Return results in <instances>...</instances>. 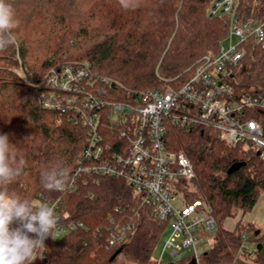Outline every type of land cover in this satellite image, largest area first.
<instances>
[{"label":"trees","instance_id":"1","mask_svg":"<svg viewBox=\"0 0 264 264\" xmlns=\"http://www.w3.org/2000/svg\"><path fill=\"white\" fill-rule=\"evenodd\" d=\"M6 2L20 20L15 29L20 43L18 48L0 52V62L18 65L20 56L39 83L53 65L88 60L95 72L120 83L121 92L174 87L190 77L188 69L197 59L217 50L228 31L226 17L208 15L210 0H138V7L128 10L119 0ZM239 11L264 19V0H241ZM230 81L237 94L264 95V42L250 41ZM44 90V86H30L14 70L0 66V134H8L9 142L26 162L9 191L36 205L62 197V220H81L86 227L61 238L48 237L33 264H115L120 256L132 264H153L167 222L141 206L123 179L103 177L99 183L91 181L64 192L42 187L41 171L57 161L64 162L72 176L86 140L85 129L59 122L57 111L43 107ZM247 111L264 126L263 109ZM166 136L169 149L185 151L195 167L198 192L189 193L190 200L208 199L218 224L201 263L232 264L240 255L242 264H264V230L242 220L233 229L224 224L238 210L243 214L252 211L264 192L260 152L241 144L229 145L208 129L169 124ZM235 162L245 165L228 173ZM116 208L122 213H116ZM111 213L120 222L135 223L130 240L113 260L119 246L109 245ZM244 232H250L253 253L241 252Z\"/></svg>","mask_w":264,"mask_h":264},{"label":"built area","instance_id":"2","mask_svg":"<svg viewBox=\"0 0 264 264\" xmlns=\"http://www.w3.org/2000/svg\"><path fill=\"white\" fill-rule=\"evenodd\" d=\"M240 1L210 0L208 15L226 17L227 34L217 50L197 59L188 69L190 77L174 87L121 92L120 83L95 72L88 60L53 65L39 83L18 56L20 70L16 72L22 81L45 88L43 107L57 111L59 122L86 131L72 181L64 191L91 181L99 183L103 177L123 179L141 206L167 222L161 254L154 264H202L198 243L205 238L201 239V231L214 235L218 229L208 199L188 198L196 170L185 151L169 149V124L215 131L227 144L256 149L264 159L262 120L247 111L264 110V95L237 94L230 81L250 41L264 42V19L243 15ZM48 204L54 205L60 218L55 238L86 227L81 220H62V197ZM115 211L122 213L119 208ZM109 219V245L123 246L134 233L135 223L120 222L113 213ZM249 237L250 232L242 234V253L255 250L249 246ZM167 254L173 262L163 261ZM232 264L242 263L236 259Z\"/></svg>","mask_w":264,"mask_h":264},{"label":"clouds","instance_id":"3","mask_svg":"<svg viewBox=\"0 0 264 264\" xmlns=\"http://www.w3.org/2000/svg\"><path fill=\"white\" fill-rule=\"evenodd\" d=\"M119 3L126 10L138 7V0H119ZM19 24L13 6L0 0V52L19 47L15 33ZM25 166L8 134H0V264H33L40 249L45 248L44 241L48 237L54 239L60 224L54 205H36L9 191V185L21 176ZM71 181L70 169L62 161L40 173L45 190L64 191ZM13 224L17 226L12 227Z\"/></svg>","mask_w":264,"mask_h":264},{"label":"rangeland","instance_id":"4","mask_svg":"<svg viewBox=\"0 0 264 264\" xmlns=\"http://www.w3.org/2000/svg\"><path fill=\"white\" fill-rule=\"evenodd\" d=\"M19 60V59H18ZM0 66H7L9 69H12L14 70L15 72L17 70H20V66L19 64L18 65H13V64H7L6 62H0ZM25 67V66H24ZM25 68H28V67H25ZM29 69V68H28ZM18 73V72H16ZM196 179L193 181L192 185H190L191 189H192V193H197L198 192V187L196 185ZM189 200H190V197H188ZM252 214L256 215V218H255V222L257 223V225L249 220H247L246 218L249 219V215L246 216L245 218V214H243L242 210H238L237 214L235 215V217H228L226 220H225V225L228 226V227H233L237 221V218H238V221L239 220H242L244 222H251L253 223V227L257 228V229H261V230H264V192L261 193V195L259 196L258 198V202H257V205L255 206V208L252 210L251 212ZM227 221V222H226ZM237 221V222H238ZM237 225V223H236ZM235 225V227H236ZM167 234V233H166ZM166 235H164L165 237ZM63 237V236H61ZM59 237V238H61ZM164 237H162L161 241L159 242V244L157 245V248L155 250V258L156 257H160V254H161V250H162V247H163V242H164ZM200 237L201 240L199 243H198V247H199V252L200 253H203L205 251H207L210 247H211V244H212V241H213V238H214V235L211 233L210 235L207 233V232H204V231H201V234H200ZM254 243L250 242L249 241V246L254 248ZM240 260H241V256L239 255L238 257ZM252 258V257H251ZM250 258V259H251ZM163 261L165 263H168V262H173L172 258L168 256V254L164 257ZM115 264H132L130 262H128L127 260H125L122 256H120L116 263ZM154 264V262H153Z\"/></svg>","mask_w":264,"mask_h":264},{"label":"water","instance_id":"5","mask_svg":"<svg viewBox=\"0 0 264 264\" xmlns=\"http://www.w3.org/2000/svg\"><path fill=\"white\" fill-rule=\"evenodd\" d=\"M245 165V162H235L234 164L231 165V167L228 169V173H233L234 171L240 169L242 166ZM259 232V230L257 231V233ZM123 249V246H120L115 252L114 254L111 256V260H113ZM46 253L44 252V255Z\"/></svg>","mask_w":264,"mask_h":264},{"label":"crops","instance_id":"6","mask_svg":"<svg viewBox=\"0 0 264 264\" xmlns=\"http://www.w3.org/2000/svg\"><path fill=\"white\" fill-rule=\"evenodd\" d=\"M257 205V204H256ZM255 208V207H254ZM253 208V209H254ZM252 211H250V212H248V213H246L244 216H245V218H246V216H248L249 217V219L248 218H246L247 220H249V221H251V222H253V223H255L256 225H257V223L255 222V218H256V215H254V214H252L251 213ZM237 221H238V218H237ZM237 221H236V223H237ZM227 222V221H226ZM236 223H235V225H236ZM226 224V223H225ZM235 225L233 226V227H228V226H226L225 225V227L227 228V229H233V228H235Z\"/></svg>","mask_w":264,"mask_h":264}]
</instances>
